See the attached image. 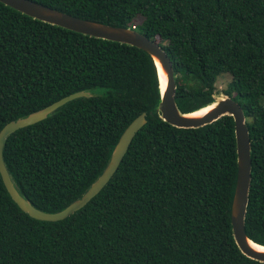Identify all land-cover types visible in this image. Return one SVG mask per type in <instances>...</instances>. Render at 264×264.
Segmentation results:
<instances>
[{
	"label": "trees",
	"instance_id": "16d2710c",
	"mask_svg": "<svg viewBox=\"0 0 264 264\" xmlns=\"http://www.w3.org/2000/svg\"><path fill=\"white\" fill-rule=\"evenodd\" d=\"M159 40L190 112L214 100L215 81L243 108L251 143L247 237L264 245V0H33ZM19 128L2 158L18 191L56 212L79 198L140 113L117 170L82 208L57 221L21 210L0 174V264H264L235 243L231 115L176 127L156 111L153 57L129 44L32 18L0 2V129L76 91Z\"/></svg>",
	"mask_w": 264,
	"mask_h": 264
},
{
	"label": "water",
	"instance_id": "95a60500",
	"mask_svg": "<svg viewBox=\"0 0 264 264\" xmlns=\"http://www.w3.org/2000/svg\"><path fill=\"white\" fill-rule=\"evenodd\" d=\"M0 2L43 22L61 26L85 35L136 46L149 53L153 57L156 65L159 89L161 93L156 111L160 113L161 119L173 126L183 128L199 127L211 123L223 115H231L234 121L237 162L236 179L230 207V223L232 233L235 243L245 256L264 262V252L255 250L248 244V240L250 239L247 237L245 232V216L251 182V143L243 108L236 100H234L233 97L227 96L226 94V96L219 98H215L214 96V100L207 104L214 105L206 113L198 117L187 116L188 113L194 112L204 106L190 112L180 111L175 101V73L172 63L166 51L160 45L159 40L151 39L134 28L114 26L83 19L33 0H0ZM156 60H158L166 74V83L163 89L160 87V76ZM91 95L92 93L86 90L73 92L54 101L42 109L33 111L27 115L7 122L0 129V174L2 180L11 198L21 208V210L35 219L57 221L64 219L68 215L82 208L102 189L113 173L117 170L134 135L146 122L145 113L142 112L125 127L119 136L103 171L79 198L70 202L67 206L56 212H48L38 209L18 191L6 169L2 158L4 140L8 135L17 129L44 119L65 103L78 97Z\"/></svg>",
	"mask_w": 264,
	"mask_h": 264
},
{
	"label": "bare ground",
	"instance_id": "6f19581e",
	"mask_svg": "<svg viewBox=\"0 0 264 264\" xmlns=\"http://www.w3.org/2000/svg\"><path fill=\"white\" fill-rule=\"evenodd\" d=\"M156 64L158 67V71H159V76H160V87L161 89H163L165 87V83H166V74L164 72V70L162 69L160 63L158 62V60H156ZM212 105H207L204 106L194 112L188 113L187 116H194V117H198L203 115L204 113H206L212 106ZM248 244L255 250L258 251H263L264 252V245H260L258 243H255L254 241L248 240Z\"/></svg>",
	"mask_w": 264,
	"mask_h": 264
},
{
	"label": "rangeland",
	"instance_id": "374dc122",
	"mask_svg": "<svg viewBox=\"0 0 264 264\" xmlns=\"http://www.w3.org/2000/svg\"><path fill=\"white\" fill-rule=\"evenodd\" d=\"M230 80V75L227 73L220 74L215 81V98L226 96L223 89Z\"/></svg>",
	"mask_w": 264,
	"mask_h": 264
}]
</instances>
